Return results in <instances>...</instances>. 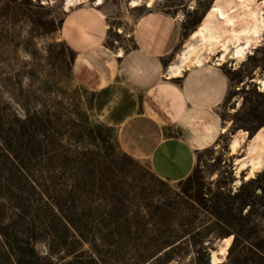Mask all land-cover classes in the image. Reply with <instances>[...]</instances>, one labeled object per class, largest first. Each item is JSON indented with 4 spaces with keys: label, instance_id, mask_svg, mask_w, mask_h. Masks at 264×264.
<instances>
[{
    "label": "rangeland",
    "instance_id": "obj_1",
    "mask_svg": "<svg viewBox=\"0 0 264 264\" xmlns=\"http://www.w3.org/2000/svg\"><path fill=\"white\" fill-rule=\"evenodd\" d=\"M95 1H84V7H94ZM130 1L105 0L104 5L97 7L105 19L104 40L99 43L92 30L78 33L81 55L74 64L71 81L63 85L82 94L83 87L94 91L87 83L96 82L98 77L101 85L109 82L118 72V52L123 50L125 56L135 50L136 24L152 10L178 15L183 21L181 42L166 61L165 68H168L170 62L178 61L181 49L192 40L193 32L215 0H157L151 8L146 6L147 0L137 7L130 6ZM257 2L249 4L259 12L262 7ZM63 5L64 0H0V136L15 124L16 116L22 115L14 101L19 86L25 91L37 89L47 77L50 63L58 65L63 53L71 55L61 32L69 14ZM254 43L253 54L244 62L236 63L228 57L218 59L217 55L208 53L201 55L204 64L219 67L229 79L227 99L217 110L221 128L227 130L219 134L212 146L197 154L195 169L189 177L169 182L158 178L146 160L129 157L121 163L123 168L118 179L123 181L121 193L128 200L130 213L156 214L158 207L167 204L173 213V234L185 237L178 255H173L167 264H196L197 254L190 245L193 239L210 243L211 252L216 251L221 259L219 264H264V171L254 179L245 180L246 172L237 177L234 161L244 153L232 156L229 151L237 132L247 131L249 139L264 127V91L258 83L250 82L264 77V34L262 40ZM85 64L89 68L82 72ZM187 65L189 68L196 66L193 59ZM108 88L107 95L113 96L109 108H120L124 111L120 114L136 103L141 104V95L135 94L131 99L126 90ZM98 107L96 98L95 114L105 121ZM108 111L102 115L107 116ZM114 127L119 141L118 129ZM173 132L174 128L170 127L167 134ZM103 137L113 146L116 144L109 139L107 131H103ZM2 144L0 138V146ZM118 145L117 151L124 153L120 142ZM236 178L241 181L239 185L235 183ZM229 237L232 241L227 247L225 239ZM38 249L45 255L44 243H39Z\"/></svg>",
    "mask_w": 264,
    "mask_h": 264
},
{
    "label": "trees",
    "instance_id": "obj_2",
    "mask_svg": "<svg viewBox=\"0 0 264 264\" xmlns=\"http://www.w3.org/2000/svg\"><path fill=\"white\" fill-rule=\"evenodd\" d=\"M68 48L37 89L19 86L22 115L0 136V264H167L185 237L173 234L167 204L130 213L118 175L132 156L95 114L97 93L63 85L78 56ZM190 245L196 264H210V243Z\"/></svg>",
    "mask_w": 264,
    "mask_h": 264
},
{
    "label": "crops",
    "instance_id": "obj_3",
    "mask_svg": "<svg viewBox=\"0 0 264 264\" xmlns=\"http://www.w3.org/2000/svg\"><path fill=\"white\" fill-rule=\"evenodd\" d=\"M141 1L142 5L144 0ZM155 1L157 0H147L146 6L153 7ZM249 3L247 0V4ZM215 4L225 5L233 10L232 0L212 2L193 32L192 40L180 53L191 42L198 43L199 40L194 35ZM99 6L102 5H75L68 11L63 22L61 32L69 46L77 50V60L82 47L78 33L92 30L99 43L104 40L105 19L97 8ZM242 22L245 24L244 20ZM182 27L183 21L178 15L161 10L148 12L138 20L134 29L135 50L125 56L123 50H120L122 54L118 52V72L103 85L99 77L96 82L87 83L89 88L98 92L101 117L117 127L122 149L133 158L146 160L158 178L169 182H179L189 177L195 169L197 154L216 142L224 128H221L217 110L225 103L229 92V79L219 67L204 64L202 58L201 65L195 63L196 66L188 67L190 60L195 61L196 56L201 57L207 52L198 51L193 55L185 63L186 69L181 76L170 73L173 64L179 62L180 53L178 61L170 62L169 67L165 68L166 61L171 59L179 47ZM239 28L236 25L233 30ZM218 35L222 43L230 42L229 31L219 32ZM230 44L234 45L233 42ZM213 48L217 49L215 55L218 56L220 49L218 46ZM85 66L82 72L89 68L87 64ZM108 87L126 90L125 93H129L131 99L135 94L141 95V104L136 103L123 114H120L124 112L120 108L110 109L113 96L107 95L110 91ZM106 110L109 111L104 117L102 113ZM170 127L174 128L172 135L167 134Z\"/></svg>",
    "mask_w": 264,
    "mask_h": 264
},
{
    "label": "bare ground",
    "instance_id": "obj_4",
    "mask_svg": "<svg viewBox=\"0 0 264 264\" xmlns=\"http://www.w3.org/2000/svg\"><path fill=\"white\" fill-rule=\"evenodd\" d=\"M86 0H64L63 8L65 11H69L73 6L83 3ZM233 10L229 9L225 5L215 4L211 10L208 18L204 20L199 30L195 33L194 37L198 39V43L191 42L186 48L182 50L179 57V62L173 64L171 67V75L181 76L185 71V63L198 53L207 52L215 55L214 46L220 49L218 59L230 58L233 61L244 62L248 55L253 54V44L255 41L263 39L264 34V0H252L250 3H259L261 9L259 12L253 11L250 7L251 4H247V0H232ZM105 0H96L95 5H103ZM44 3H47L44 1ZM141 0H133L131 6L141 5ZM152 1L149 2L151 5ZM255 5V4H254ZM235 12V14H233ZM245 21L243 24L242 21ZM239 25L240 28L236 31L233 27ZM230 32L229 41L226 43L221 42L219 32ZM233 42L234 45L230 43ZM257 44V43H256ZM260 46V44H257ZM123 52L120 51V54ZM195 63L197 65L202 64L200 55L195 57ZM256 82L259 84L260 89L264 91V77L259 79H251L250 82ZM226 127L223 128L221 133H225ZM236 138L230 143L229 151L230 155L236 156L243 152L244 154L235 158L237 177L244 175L245 180L256 178L257 174L264 171V127L260 128L256 133L248 139V132L240 130L237 132ZM215 136V135H214ZM219 136V135H218ZM248 139V141H246ZM243 175V174H242ZM237 179V178H236ZM236 185H239L241 181L236 180ZM237 191V189H235ZM227 247L230 246L232 237L225 239ZM210 264H219L221 259L216 251L211 252Z\"/></svg>",
    "mask_w": 264,
    "mask_h": 264
},
{
    "label": "water",
    "instance_id": "obj_5",
    "mask_svg": "<svg viewBox=\"0 0 264 264\" xmlns=\"http://www.w3.org/2000/svg\"><path fill=\"white\" fill-rule=\"evenodd\" d=\"M211 256V255H210ZM211 260V259H210Z\"/></svg>",
    "mask_w": 264,
    "mask_h": 264
}]
</instances>
